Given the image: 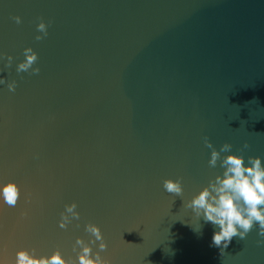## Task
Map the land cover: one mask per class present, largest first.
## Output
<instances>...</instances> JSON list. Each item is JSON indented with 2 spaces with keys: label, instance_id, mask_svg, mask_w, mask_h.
Wrapping results in <instances>:
<instances>
[{
  "label": "water",
  "instance_id": "obj_1",
  "mask_svg": "<svg viewBox=\"0 0 264 264\" xmlns=\"http://www.w3.org/2000/svg\"><path fill=\"white\" fill-rule=\"evenodd\" d=\"M0 264H264V0H0Z\"/></svg>",
  "mask_w": 264,
  "mask_h": 264
}]
</instances>
